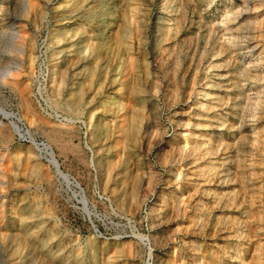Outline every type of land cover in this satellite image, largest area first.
I'll use <instances>...</instances> for the list:
<instances>
[{
  "label": "rangeland",
  "instance_id": "374dc122",
  "mask_svg": "<svg viewBox=\"0 0 264 264\" xmlns=\"http://www.w3.org/2000/svg\"><path fill=\"white\" fill-rule=\"evenodd\" d=\"M243 1L0 0V264H264Z\"/></svg>",
  "mask_w": 264,
  "mask_h": 264
},
{
  "label": "bare ground",
  "instance_id": "6f19581e",
  "mask_svg": "<svg viewBox=\"0 0 264 264\" xmlns=\"http://www.w3.org/2000/svg\"><path fill=\"white\" fill-rule=\"evenodd\" d=\"M252 3H254L256 5V7H254V13H258L260 11L259 10L260 9V5H259L260 0H254V1L244 0L243 1L244 9L249 11L251 9ZM230 16H235L236 18H238L239 14L237 11L227 10L225 20H222L221 24L223 25L225 30L228 32L231 31L230 23H231L232 19ZM250 17L248 16L247 19L248 20L252 19ZM224 35L228 36V39H227L228 46L230 45L231 47H235V43H233V40H236L235 35L233 33H224ZM241 61L244 64V66L246 67V69L252 73V78L254 80V83H252V84H247V85L243 84L245 90L248 91L247 99L253 105H255L256 111L264 112V90L262 89L263 86L258 83L259 78H260V73H261L260 72L261 71L260 70V61H262V60L259 59V57H255V54L253 53V51H251L248 54L241 56ZM9 71H10V69L7 70L6 72H4V75H3L4 79L7 78V72H9ZM13 83H14V81H13ZM123 86H124V84H123ZM0 114L4 118L9 119L10 124L13 127V130L15 132L19 131L20 128L23 126V120H22V117L20 115H18L16 113H9L5 109H2V108H0ZM253 133H255V132H253ZM19 136L22 137V134H19ZM253 140L256 141L257 139L254 137ZM44 147H45V151H46V154H45L46 158L48 159V162H50L53 165L55 172L57 173L58 177L63 179V181H65L69 187L75 188V189L79 188L78 182H76L72 177H70L69 174L65 173L61 169L60 164L54 158V155L52 154L50 147L47 145ZM42 150H44V149H42ZM80 197L82 198V202H84V205L86 206L87 201L85 199V196L83 194H80ZM84 209H87V208L84 207ZM86 212H88L87 213L88 215L91 214L88 210Z\"/></svg>",
  "mask_w": 264,
  "mask_h": 264
},
{
  "label": "built area",
  "instance_id": "2783aa9c",
  "mask_svg": "<svg viewBox=\"0 0 264 264\" xmlns=\"http://www.w3.org/2000/svg\"><path fill=\"white\" fill-rule=\"evenodd\" d=\"M45 155V153H44ZM45 159L48 161V159L45 157ZM96 232L100 234V231L98 229H96Z\"/></svg>",
  "mask_w": 264,
  "mask_h": 264
}]
</instances>
